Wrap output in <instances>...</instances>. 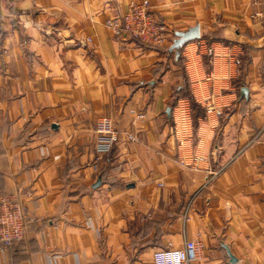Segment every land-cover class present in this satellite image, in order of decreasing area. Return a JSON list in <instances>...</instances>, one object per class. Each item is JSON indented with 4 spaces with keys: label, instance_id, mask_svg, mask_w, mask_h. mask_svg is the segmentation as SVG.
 <instances>
[{
    "label": "crops",
    "instance_id": "1",
    "mask_svg": "<svg viewBox=\"0 0 264 264\" xmlns=\"http://www.w3.org/2000/svg\"><path fill=\"white\" fill-rule=\"evenodd\" d=\"M130 1L0 0V195L24 213L0 264H153L185 240L190 264H264L261 0H148L160 44L105 25Z\"/></svg>",
    "mask_w": 264,
    "mask_h": 264
},
{
    "label": "built area",
    "instance_id": "2",
    "mask_svg": "<svg viewBox=\"0 0 264 264\" xmlns=\"http://www.w3.org/2000/svg\"><path fill=\"white\" fill-rule=\"evenodd\" d=\"M261 10L254 16L264 23V0H261ZM105 25L113 34L135 38L145 43L160 44L164 39V26L151 12L148 0L130 1L126 10L119 17L107 18ZM90 41V38L85 39ZM95 132L103 138L100 151H109L118 142L119 132L112 120L100 116L95 123ZM128 139H133L129 133ZM161 185V183H159ZM24 236V213L22 206L13 196L0 195V246L6 247L22 240ZM199 246L192 240H185L182 247L160 248L153 252V264H190L198 259Z\"/></svg>",
    "mask_w": 264,
    "mask_h": 264
},
{
    "label": "water",
    "instance_id": "3",
    "mask_svg": "<svg viewBox=\"0 0 264 264\" xmlns=\"http://www.w3.org/2000/svg\"><path fill=\"white\" fill-rule=\"evenodd\" d=\"M178 37L177 39L174 40L173 46L174 47H179L182 45L184 42L196 38L198 36V27L194 26L192 28H189L186 32H179L177 33ZM100 180H97L95 183L98 184ZM231 256V255H230ZM234 261V257L231 256V262Z\"/></svg>",
    "mask_w": 264,
    "mask_h": 264
}]
</instances>
